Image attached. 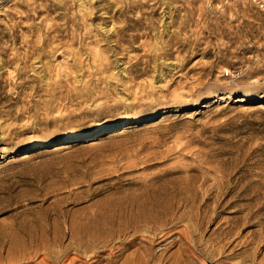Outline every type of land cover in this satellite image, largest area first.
I'll return each instance as SVG.
<instances>
[{
    "label": "rangeland",
    "instance_id": "rangeland-1",
    "mask_svg": "<svg viewBox=\"0 0 264 264\" xmlns=\"http://www.w3.org/2000/svg\"><path fill=\"white\" fill-rule=\"evenodd\" d=\"M0 264H264L257 0H0Z\"/></svg>",
    "mask_w": 264,
    "mask_h": 264
},
{
    "label": "bare ground",
    "instance_id": "bare-ground-1",
    "mask_svg": "<svg viewBox=\"0 0 264 264\" xmlns=\"http://www.w3.org/2000/svg\"><path fill=\"white\" fill-rule=\"evenodd\" d=\"M160 212H161V211H160ZM162 212H163V211H162ZM146 213H147V212H146ZM167 213H168V212H167ZM147 214H148V213H147ZM147 214H146V215H147ZM150 214H151V213H150ZM160 214H161V213H160ZM147 219H148V218H147ZM165 219H166V218H165ZM144 220H146V219H144ZM154 220H155V219H154ZM140 221H141V220H140ZM161 221H162V220H161ZM165 222H166V221H165ZM147 224H148V223H147ZM160 226H161V225H160ZM125 228H126V227H125ZM72 229H73V228H72ZM75 231H76V230H75ZM80 234H81V233H80ZM71 235H72V238L75 239L74 237H75L76 235H75V233H74V230L71 231ZM78 236H79V235H78ZM76 237H77V236H76ZM80 237H82V236H79V239H82V238H80ZM77 239H78V238H77ZM58 240H59V239H58ZM80 242H82V241H80ZM54 243H56V242H54ZM58 243H59V242H58ZM58 243H57V244H58ZM74 243H75V242H74ZM71 244H72V243H71ZM80 244H81V243H80ZM69 245H70V244H69ZM79 247H81V246H79ZM145 259H146V258H145ZM143 261H144V260H143ZM145 261H146V260H145ZM145 261H144V262H145ZM148 262H149V261H148Z\"/></svg>",
    "mask_w": 264,
    "mask_h": 264
},
{
    "label": "built area",
    "instance_id": "built-area-1",
    "mask_svg": "<svg viewBox=\"0 0 264 264\" xmlns=\"http://www.w3.org/2000/svg\"><path fill=\"white\" fill-rule=\"evenodd\" d=\"M259 6L264 10V0H257Z\"/></svg>",
    "mask_w": 264,
    "mask_h": 264
}]
</instances>
